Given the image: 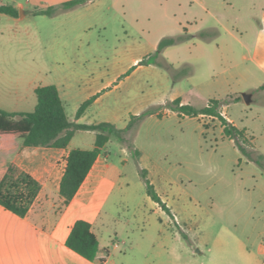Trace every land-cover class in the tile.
<instances>
[{
    "label": "rangeland",
    "instance_id": "1",
    "mask_svg": "<svg viewBox=\"0 0 264 264\" xmlns=\"http://www.w3.org/2000/svg\"><path fill=\"white\" fill-rule=\"evenodd\" d=\"M18 1L26 3L0 0L13 5ZM229 1L235 11L229 10L228 18L237 13L242 24L250 26L245 20L250 0ZM206 3L212 13L196 9L202 18L198 28L205 29L199 37L195 30L192 36L186 33L184 27H190L186 23L179 33V22L188 17L184 0H97L51 16L19 8L17 17L0 13V107L32 110L34 88L48 84L57 86L72 122L77 121L79 105L99 93L80 122L109 121L119 129H124L136 112H171L168 104L175 99L176 89L187 97L186 103L205 106L211 97L198 88L207 79L219 77L229 62H241L246 51L223 30L221 5L212 0ZM212 25L217 31L209 28ZM234 25L240 27V23ZM163 37H174L176 44L188 39L189 44L156 52ZM233 89L237 93L229 90L220 96L218 110L239 123L243 112L234 103L244 102L247 86ZM248 105L243 108L255 110L254 104ZM175 117L156 121L146 114L132 119L131 127L121 133L122 140L110 136L104 154L123 175L103 206L98 236L101 245L134 243L131 251L113 253L114 264H135L144 252L194 249L180 227L147 195L142 169L156 192L168 197L180 226L185 222L190 227L187 235L192 239L225 235V226L236 224L235 215L246 207L234 194L236 153L227 139L220 138L219 119ZM94 139L95 131L77 130L69 147L88 149ZM137 151L142 154L140 160ZM43 153L57 161L55 172L59 175L67 150L40 149L33 152V160L38 162ZM32 167L41 171L38 164ZM53 180L51 189L33 206L35 211L41 207L46 227L54 226L65 206ZM160 237L165 240L158 244L155 239Z\"/></svg>",
    "mask_w": 264,
    "mask_h": 264
},
{
    "label": "crops",
    "instance_id": "2",
    "mask_svg": "<svg viewBox=\"0 0 264 264\" xmlns=\"http://www.w3.org/2000/svg\"><path fill=\"white\" fill-rule=\"evenodd\" d=\"M65 1L68 0H25L26 3L18 1L14 5L7 4L12 5L17 10L19 8L23 11L28 10L31 13L39 14L38 11L59 5ZM95 1L97 0H91L61 12L67 13ZM212 1L221 5L219 11L221 19L219 20L225 21L222 23L223 30L240 43L246 51L241 57V62H229L219 77L214 76L213 79H207L205 84L198 89H205L207 96L211 97L210 99L219 100L220 96L225 92H230L229 90L237 93L234 91V87L247 86L250 102L246 103L244 100L243 104L241 102L234 103V106H239L241 110L239 111L243 112L241 117L238 118L239 123H236L232 117L225 116L222 111H218L227 122L242 130V136L239 138L238 144L249 152L250 157L241 152L234 139L224 135L221 122L220 126L217 127L220 138L227 139L235 150V169L232 171L237 178V185L234 194L239 198V204L245 201L246 207L235 215L236 224L230 227L225 226V235L207 239H199L198 237L192 239L187 235L190 227L185 222L180 226L178 223L179 216L174 206L168 201L167 196L159 194L161 200L169 209L167 215L180 227L182 234L187 236L188 243L191 242L194 245V249L185 247L184 253H170L165 249L156 250L155 254L144 252L135 264H264V0L249 1L248 17L245 20L251 22L250 26L242 24L243 18L237 13L233 17L229 16L230 19L228 18L227 12L235 9V6L229 0ZM0 4L4 3L0 2ZM181 4L180 1L177 2V6L180 7ZM184 5L188 17L184 19V22H179V33H181L182 25L186 23L190 25L187 29L184 27L186 33L192 36V31L195 30L200 32L196 33L199 37L205 29L198 28L202 18L196 13V9L201 8L202 11L212 12L208 8L206 0H184ZM229 22H233V24ZM236 23H240L239 28L234 25ZM211 27L214 30L216 29L214 25L209 28ZM244 35H247L246 39H242ZM198 40L202 42V39ZM187 41L188 39L180 44L188 45ZM180 44L174 43L166 47L167 49L175 48L177 50L176 47ZM176 91L178 90H175L173 98H179L181 104H189L186 103L187 97H183L182 93ZM247 104H249L248 106L254 104L255 110L243 108ZM85 111L76 119L77 123H81L80 120L85 115ZM151 111L152 113L148 114V117L156 121L172 118V116H176L175 118L178 120L203 116L202 114L188 116L174 110H171L168 114H160L155 110ZM137 115H139L137 112L131 114V116ZM204 116L217 118L211 115ZM108 142L97 156L74 197L63 207L58 220L53 224L54 226L46 227V222L42 219L43 211L41 207H38L35 211L33 206L42 195H45L51 189L53 179H55L53 182L55 181V190L58 194L65 159L60 163L59 175H56L57 161L55 159L48 157L46 153L41 154L38 162H35L32 157L33 152L40 149L45 152L50 147H23L17 138L10 135H0V176L7 163L13 161L20 169L35 177L41 185L36 199L24 217H19L0 206V264H114L111 256L115 251L133 250V242L122 241L119 243L112 241L111 244L101 245L98 236L101 232L98 222L103 206L123 175L122 171L109 161L108 155L104 154ZM51 149L55 152L66 150L68 152L71 148L68 145L65 149ZM141 156L142 154L140 155L139 152L138 160ZM33 163L38 164L39 167L36 168H41V171L33 169ZM59 199L62 201L60 197ZM154 203L158 205L156 202ZM158 207L160 206L158 205ZM32 210L35 213H32ZM77 219L90 222L91 228L98 238L99 250L96 258L92 261L85 259L65 245L71 226ZM155 240L160 244L165 238L160 237ZM195 248H197V251H195ZM123 256L127 255L123 253Z\"/></svg>",
    "mask_w": 264,
    "mask_h": 264
},
{
    "label": "trees",
    "instance_id": "3",
    "mask_svg": "<svg viewBox=\"0 0 264 264\" xmlns=\"http://www.w3.org/2000/svg\"><path fill=\"white\" fill-rule=\"evenodd\" d=\"M88 1L91 0H68L38 11V13L51 16ZM0 13L12 17L18 16V10L9 4H0ZM175 42L174 37L161 38L157 44L156 52ZM139 63H143V60ZM34 93L36 104L32 110H7L0 107V135H10L17 138L23 147L65 149L75 131H95L92 148L76 147L69 149L67 152L58 188L59 197L64 205H67L74 197L97 156L109 141L110 136L114 135L122 140L121 133L131 127L133 118L140 119L142 116L152 113L151 110H147L140 115L131 116L124 129H119L115 124L105 121L90 124L77 123L68 119L63 100L55 84L36 86ZM97 96L98 94H94L79 105L75 112L76 119L83 114ZM168 106L171 110L188 116H198L200 114L216 116L223 125L224 135L234 139L237 144L242 136V130L227 122L220 114L218 111L219 100L217 99H210L206 106L198 108L190 104H181L180 99L176 98ZM238 146L245 156L250 157L247 150L239 144ZM137 153L139 152L137 151ZM140 175L145 182L146 193L150 199L156 202L166 213H169L168 207L147 178L146 170L142 169ZM40 188L41 185L35 177L20 169L13 161H9L0 176V206L19 217H24L36 199ZM65 245L91 261L96 258L99 250L98 238L91 228V223L83 219L74 221L65 240Z\"/></svg>",
    "mask_w": 264,
    "mask_h": 264
},
{
    "label": "water",
    "instance_id": "4",
    "mask_svg": "<svg viewBox=\"0 0 264 264\" xmlns=\"http://www.w3.org/2000/svg\"><path fill=\"white\" fill-rule=\"evenodd\" d=\"M242 96L246 103L250 102V95L248 93H243Z\"/></svg>",
    "mask_w": 264,
    "mask_h": 264
}]
</instances>
